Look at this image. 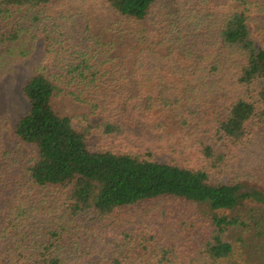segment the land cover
<instances>
[{
    "label": "trees",
    "instance_id": "obj_1",
    "mask_svg": "<svg viewBox=\"0 0 264 264\" xmlns=\"http://www.w3.org/2000/svg\"><path fill=\"white\" fill-rule=\"evenodd\" d=\"M170 1L0 0V69L29 58L41 35L49 63L22 86L29 111L13 132L0 117V264H82L75 235L164 198L199 209L209 232L198 256L126 230L107 264H226L232 239L252 257L264 249V192L246 182L255 166L239 167L264 131V47L251 28L262 4L233 0L199 49L186 32L208 20L196 15L189 29L175 11L162 32ZM75 16L86 36L73 42L57 22ZM165 59L174 62L159 67Z\"/></svg>",
    "mask_w": 264,
    "mask_h": 264
},
{
    "label": "rangeland",
    "instance_id": "obj_2",
    "mask_svg": "<svg viewBox=\"0 0 264 264\" xmlns=\"http://www.w3.org/2000/svg\"><path fill=\"white\" fill-rule=\"evenodd\" d=\"M262 4L260 13L251 17V28L255 34L258 44L264 47V0H253ZM234 4L233 0H175L170 1L166 12H162V18L169 20L168 23L162 25V32L164 28L168 27L172 22L173 14L177 11L180 17V23L186 21L185 27L193 29L196 27L191 20L194 16L201 17V19L208 20L209 23L203 24V28L195 33L187 31L188 42L197 44L200 49L202 45L206 44L209 34L215 29L214 22L226 10ZM171 15V17H169ZM82 18V17H81ZM78 16L68 17L67 19H58L57 25L63 31L66 37H71L74 42L86 36V26ZM106 22L111 23L110 18H106ZM186 47V45H184ZM46 43L44 36L38 37L34 43L33 52L31 56L25 60L14 59L9 64H4L0 69V117L6 122L9 132H13L14 126L18 119L29 111V103L22 95V86L33 75L39 71H44V68L49 67V63L45 61ZM203 49V48H202ZM195 51L194 49H190ZM157 61L159 67H165L170 62ZM45 72L49 76L47 69ZM58 110L68 115L81 114V108H75L71 103L57 102ZM133 135H129L128 143L135 145L140 141H144L143 135L140 133L138 124H133ZM74 126L81 129L85 126V122L81 119L74 121ZM141 129V128H140ZM142 130V129H141ZM14 138L13 134L9 135ZM96 138L98 139L99 136ZM100 143V141H99ZM107 140H102L99 145H107ZM120 142L115 143L117 147ZM28 152L35 154L32 147H25ZM243 154V157H242ZM241 154L240 160L243 164L240 166H255V178L246 180L247 184L259 188L264 192V131L258 137V140L247 151ZM161 160H168L165 152L161 153ZM251 161L252 163H250ZM249 172L248 168H246ZM230 173L224 176L214 175L216 182H227ZM263 176V180H258L257 177ZM199 209L192 207L183 200L175 198H164L154 202H147L128 208L119 215L114 223L106 228V230L88 234L86 236L77 234L74 236L81 243V249L78 254L81 256L80 262L82 264H107L112 258L114 249L113 240L118 235L126 230H133L136 235H145L146 232L152 233L155 239L153 244L157 246L161 243L163 245H172L184 258L197 257L201 252V239L209 232V228L204 224V219L198 214ZM189 226L188 227V223ZM185 224V226H184ZM196 224V225H194ZM257 242L264 248V235ZM234 247V253L226 264H264V249L260 253L253 252L254 257L250 253L241 249L239 242L231 240ZM186 260H188L186 258ZM237 262V263H235Z\"/></svg>",
    "mask_w": 264,
    "mask_h": 264
}]
</instances>
